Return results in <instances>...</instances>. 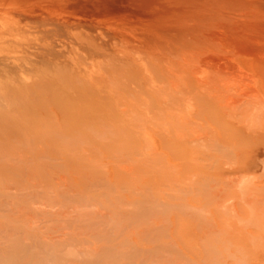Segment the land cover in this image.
I'll return each mask as SVG.
<instances>
[{"label":"rangeland","instance_id":"374dc122","mask_svg":"<svg viewBox=\"0 0 264 264\" xmlns=\"http://www.w3.org/2000/svg\"><path fill=\"white\" fill-rule=\"evenodd\" d=\"M262 252L264 0H0V264Z\"/></svg>","mask_w":264,"mask_h":264},{"label":"bare ground","instance_id":"6f19581e","mask_svg":"<svg viewBox=\"0 0 264 264\" xmlns=\"http://www.w3.org/2000/svg\"><path fill=\"white\" fill-rule=\"evenodd\" d=\"M258 178V177H257ZM246 187V186H245ZM221 194V193H220ZM223 194V193H222ZM249 196V195H248ZM259 200V199H258ZM233 203V202H232ZM254 203V202H253ZM208 204V203H207ZM220 205V204H219ZM236 212V211H235ZM262 254H264L262 252ZM260 264H264V255L261 257Z\"/></svg>","mask_w":264,"mask_h":264}]
</instances>
